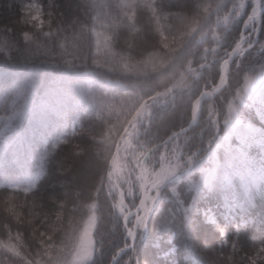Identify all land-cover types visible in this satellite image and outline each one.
I'll use <instances>...</instances> for the list:
<instances>
[{"label": "trees", "instance_id": "trees-1", "mask_svg": "<svg viewBox=\"0 0 264 264\" xmlns=\"http://www.w3.org/2000/svg\"><path fill=\"white\" fill-rule=\"evenodd\" d=\"M31 3L40 8L39 26L25 17ZM251 8L252 0H0V114L12 102L30 109L12 125L24 133L28 162L6 164L0 145V264H70L93 216L88 264H111L124 248V220L140 201V158L187 128L194 103L219 82ZM247 84L254 87L245 95ZM235 95L241 97L239 127L231 148L240 145L235 137L244 129L264 136V12L257 43L231 63L223 93L203 104L196 126L157 149L150 158L154 170L165 153L167 174L180 171L182 156L197 148L217 109ZM45 98L51 108L40 113ZM42 119L48 123L43 146L32 133ZM227 127L222 120L207 156ZM226 153L220 149L214 157L222 165L218 174L231 183L214 181L200 191L190 234L179 219L157 230L171 219L169 205L162 210L158 204L131 261L264 264L258 252L264 164L252 146L242 157L245 166ZM246 167L256 174L254 184L233 175ZM217 226L228 231L229 244Z\"/></svg>", "mask_w": 264, "mask_h": 264}, {"label": "snow or ice", "instance_id": "snow-or-ice-1", "mask_svg": "<svg viewBox=\"0 0 264 264\" xmlns=\"http://www.w3.org/2000/svg\"><path fill=\"white\" fill-rule=\"evenodd\" d=\"M223 93V90H221ZM241 97L236 95L227 97L224 104L217 109L216 119L211 121L205 134H202L197 148L188 152L187 156H182L183 167L174 176L167 178L158 185L151 196L150 203L142 206V214L130 219L127 227L124 229V236L126 237L124 248L133 250L136 247V242L149 230V222L153 218L154 210L159 204L163 210V205L167 203V217L160 221L157 225V230L166 226L168 223L179 219V224L186 234H190L192 224L191 217L197 209L195 208V200L200 191L204 188L210 189L214 180L217 179L218 173L222 165L215 159L214 155L207 156V150H211L213 143L217 141L219 130L221 128V121L223 124H228L237 112V101ZM13 106L0 114V140H2L4 162L14 167H23L30 159V153L25 145L24 133L12 127L13 122L25 116L26 111H30L27 104ZM39 112L44 113L51 108L49 101L41 99L38 105ZM48 128V123L45 120H40L32 129L34 135H38L41 139L42 146L45 142V133ZM7 133H11L8 136ZM245 143L241 138V144ZM217 147L223 146L228 152H237L241 157L244 153L240 149H232L227 144V138L222 144L217 143ZM193 151L196 153L193 155ZM207 160L205 161V158ZM196 165L200 166V175L196 177L193 173L196 172ZM191 193V195H190ZM205 218H209V213H204ZM217 230L221 233L222 243L229 244L228 231L217 226ZM131 241V243H129ZM235 249V245H233ZM259 253H264V244L258 248ZM119 254V253H118ZM128 264H138L136 261H129ZM254 264V262H253Z\"/></svg>", "mask_w": 264, "mask_h": 264}, {"label": "rangeland", "instance_id": "rangeland-1", "mask_svg": "<svg viewBox=\"0 0 264 264\" xmlns=\"http://www.w3.org/2000/svg\"><path fill=\"white\" fill-rule=\"evenodd\" d=\"M243 3V1H241V4ZM256 4H262L261 0H252V5L253 8ZM243 7V6H241ZM25 17L26 19L30 22V23H35L37 24V26L41 25V20H40V8L37 6V4L35 3H31L28 4L25 8ZM258 23V22H257ZM257 23H255L252 27L250 26L247 31L245 32V35L243 37V43H242V51L245 49L250 48V46H252L255 43L256 40V27H257ZM254 87L253 84H247V86L244 88V93L245 95L250 92V88ZM239 105H241V102L238 103ZM239 127V120L237 119V114L235 113L233 118L229 121L228 123V127L226 130V134L223 136L221 142L219 144H222L223 141L225 140V138H227V144L229 145L230 143V139L237 134V128ZM241 129V128H239ZM132 132L131 134L123 141V146H122V151H121V159L123 158V154L124 151L127 147L130 146L131 144V139H132ZM241 138L244 139L245 143L242 145L241 144ZM235 141H239L240 145L236 148H232V149H240L245 156L246 155V150L248 149L249 146H252L260 155V160L262 161V163L264 164V136H262L260 133H253L251 130L249 129H244V131L240 132L239 135H237L235 137ZM214 149L211 151L212 155L216 156L217 152L222 149L223 151H226L225 147L220 146V147H213ZM227 155H228V159L229 161H231V159H235L238 158V161L241 165L245 166L248 163H243L242 157L237 153V152H228L226 151ZM235 153V154H232ZM146 164L144 166V168L141 166H139L138 168V174L136 175V179H138L139 176V172L141 170V168L144 169L145 171V175H146V182L149 187H153L154 185L157 184L160 185L162 183V181H164L165 179L174 176L177 171H174L172 173L169 174H162V172H156L153 170V167L148 164V160L149 158L147 157V155H145L144 157ZM251 166V165H250ZM231 167V163L229 162L227 164V168L229 169ZM163 169V167H162ZM255 171H259V169H256ZM250 168L246 167L244 168V170H235L233 171V175H235V177H237L241 182L245 181V183L249 181H251L253 184L256 181V174L251 175L250 173ZM219 180H223L225 181L228 185H230L231 183V179L228 178L227 174L221 173L218 174V177L216 180L214 181H219ZM224 182V183H225ZM214 183V182H213ZM242 184L241 186L246 188V184ZM248 187V186H247ZM94 221H95V217L93 216L92 219L89 221V223L84 227L83 232L81 233L80 237H79V241L77 244V248L76 251L73 255V258L71 260L70 264H88V262L90 261L92 254H93V239H92V234H93V228H94ZM130 221V220H129ZM128 221V222H129ZM128 223L126 222L125 227H127ZM124 227V229H125ZM130 243V241H129ZM132 257L126 256L124 258V264H128L129 261H131Z\"/></svg>", "mask_w": 264, "mask_h": 264}, {"label": "bare ground", "instance_id": "bare-ground-1", "mask_svg": "<svg viewBox=\"0 0 264 264\" xmlns=\"http://www.w3.org/2000/svg\"><path fill=\"white\" fill-rule=\"evenodd\" d=\"M260 10H261V5L260 4H256L253 8V10L251 11V14L248 18V21L246 23L247 27H250L251 25H254L258 20H259V14H260ZM241 48V44L239 45V49ZM227 72H228V63L223 64L222 68H221V82H220V86L223 84L226 76H227ZM197 103L195 104L194 107V114H193V118L195 116V113H197ZM139 181L143 187L144 193L142 195V200H141V214H142V206L147 204V201L149 199L150 193L151 191L154 190V188L156 187V185H154L153 187H149L147 185L146 182V178H145V174L143 173V171H140L139 173Z\"/></svg>", "mask_w": 264, "mask_h": 264}, {"label": "water", "instance_id": "water-1", "mask_svg": "<svg viewBox=\"0 0 264 264\" xmlns=\"http://www.w3.org/2000/svg\"><path fill=\"white\" fill-rule=\"evenodd\" d=\"M263 10H264V7H263ZM226 82H227V81L225 80L224 85H223V88H224ZM223 88H222V89H223ZM218 93H219V92H213V93H212L211 95H209L207 98H206V97H202V98L200 99V103H199L198 106H197V110H198V112L200 111V109H201V104H202L204 101H206V100H211V99L215 98V97L217 96ZM197 122H198V114H196L194 120L189 124L188 128H187L185 131L180 132L179 135H181V134H183L184 132H186V131H188L189 129H191L194 125L197 124ZM172 138H173V137H171L169 140H167V141L165 142V144H168L169 141L172 140ZM140 194H141V199H142V195H143V189H142V188H140ZM140 211H141V202L139 203V205H138L136 211L134 212V215H133V216H134V217L137 216V214H139ZM127 250H129V249H126V251H127ZM131 251H132V250H131ZM118 258H119V256L115 259V261H114L112 264H115V262H116V260H117Z\"/></svg>", "mask_w": 264, "mask_h": 264}]
</instances>
